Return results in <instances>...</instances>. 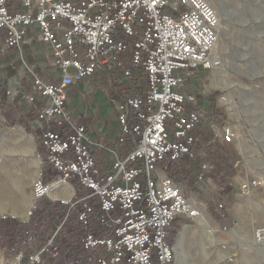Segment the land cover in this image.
Returning <instances> with one entry per match:
<instances>
[{"label": "built area", "instance_id": "obj_1", "mask_svg": "<svg viewBox=\"0 0 264 264\" xmlns=\"http://www.w3.org/2000/svg\"><path fill=\"white\" fill-rule=\"evenodd\" d=\"M7 3L0 0V54L35 39L45 45L55 69V80L44 81L27 67L38 99L23 98L36 109L33 127L44 149L36 156L54 178L47 181L39 171L32 202L20 219L27 221L42 197L73 205L83 189L77 198L82 226L88 225L93 196L100 210L112 214L107 225L113 229L110 236L84 234V248L101 247L105 253L88 257L87 263L175 264L172 222L178 215L195 220L201 210L160 162L204 154L194 148V131L207 120L205 104L185 85L188 76L221 65L212 55L220 30L216 10L209 0H21L16 10ZM95 76L117 123L109 140H97L68 106L70 87L96 82ZM135 82L142 85L140 93L118 91ZM208 126L215 132L213 142H232L231 126ZM97 151L110 157L99 158ZM210 168L203 163L197 179ZM262 185L251 178L239 189L246 195ZM252 239L264 245V225L253 229ZM42 250L30 253L27 262L19 252L7 264H47Z\"/></svg>", "mask_w": 264, "mask_h": 264}, {"label": "rangeland", "instance_id": "obj_2", "mask_svg": "<svg viewBox=\"0 0 264 264\" xmlns=\"http://www.w3.org/2000/svg\"><path fill=\"white\" fill-rule=\"evenodd\" d=\"M209 1L220 19L219 42L213 55L220 59V67L224 71L215 74L223 76L224 82L220 85H212L213 72L202 71L188 76L185 87L196 94L215 97L217 106L224 111V118L219 126L214 125L216 129L224 124L233 128L235 136L231 146L238 157L232 159L235 172L230 177L232 186L227 190L228 192L222 190L210 178L212 177L210 172H206L204 179H197L199 185H196L197 181L190 186L183 185L185 195L202 209V213L210 221V226L204 229L199 225L191 226L198 234V241L187 242L191 251L189 253L185 251L186 264H208L205 253L211 252V249L230 255L229 260L225 262L221 260L219 264H264V248L258 253L244 250L237 236V232H240L252 239V230L264 225V213H262L264 212V0ZM231 16H236L239 23L235 33L232 31ZM0 35L3 36V32ZM27 67H32L33 72L44 81L55 80L53 78L55 69L51 65L48 50L44 44L35 39L29 44H24L21 49H8L0 54V85L4 87L7 98L20 107V113H26L31 108L23 98L24 95L29 94L38 99ZM185 72L183 70V73ZM94 81L96 82L90 81L93 86L91 92L98 89L96 86L99 83L98 76H95ZM82 83L85 84L87 81ZM7 90L12 95L8 94ZM228 92L234 95L237 103L238 125L233 124L228 117L223 100ZM74 96L75 92L69 91L68 103L72 108ZM198 101L200 104L203 102L199 99ZM204 104L207 111L208 102ZM206 117L203 126L212 124L209 117ZM33 126V120L25 126L17 124L8 126L5 118L0 115V207H9L14 200L20 203L29 194L31 182L35 179L32 174L34 168L30 164L35 156L29 151L27 143L31 140L32 134L38 141L40 139V133ZM213 143L217 147L224 144L219 140ZM42 173L48 181L54 178L46 163L42 164ZM251 178L263 179L260 180L262 186L252 188L248 192L251 199L261 201V204L258 203L253 207L259 212L257 213L259 216H256V212L248 203H244L249 199L239 189L242 181ZM19 181L21 184L17 187L15 183ZM233 202H242L248 216L253 213V216L262 221L260 225L250 230L248 226H240L238 220L234 222L231 212L229 213V207ZM218 204H223V207L218 208ZM219 214H225V217L219 220L217 218ZM13 260L14 258L10 261L4 258L0 250V264H7L8 261ZM23 261L27 262V258L23 257Z\"/></svg>", "mask_w": 264, "mask_h": 264}, {"label": "trees", "instance_id": "obj_3", "mask_svg": "<svg viewBox=\"0 0 264 264\" xmlns=\"http://www.w3.org/2000/svg\"><path fill=\"white\" fill-rule=\"evenodd\" d=\"M138 80L143 82L142 76ZM141 86L138 82L124 83L118 87V91L137 94L141 92ZM188 90L191 91L190 88ZM191 92L203 103L208 102L206 114L213 124L219 126L224 118V111L217 106L215 97ZM0 115L5 118L8 126L15 124L25 126L35 119L36 109L31 107L28 112L20 113V107L7 98L4 87L0 85ZM194 134L197 138L194 148L203 150V155L195 158L183 157L175 161L164 160L160 162V166L175 181L190 186L197 181L201 165L209 163L211 168L206 172H210L212 174L210 178L222 190L228 192L232 186L230 177L235 172L232 159L238 157L231 143L215 146L214 130L208 126L198 127ZM42 175L45 178L43 173ZM83 192H85L83 189L77 192L73 205L52 201L46 196L40 198L27 221L17 217H0V250L4 258L10 261L19 252L23 257H27L30 253L43 249L41 254L47 264H94L87 263L88 257L105 253L101 247L84 248L82 237L86 232L96 237L110 236L113 229L107 223L112 214L100 210L97 199L92 196L88 201L91 207L87 215L88 225L84 228L78 219L81 204L77 202V198ZM224 217L225 214H219L217 218L222 220Z\"/></svg>", "mask_w": 264, "mask_h": 264}, {"label": "crops", "instance_id": "obj_4", "mask_svg": "<svg viewBox=\"0 0 264 264\" xmlns=\"http://www.w3.org/2000/svg\"><path fill=\"white\" fill-rule=\"evenodd\" d=\"M7 4L10 10H16L20 8L21 0H8ZM13 49L15 48H10V50ZM50 62H51V55H50ZM92 87H93L92 83L88 81L85 84L80 83L79 85L70 87L69 91L75 92V96L73 97V108L71 107L70 111L76 114L79 122L86 124L89 127V129L94 132L95 138L97 140H109L113 138L115 131L117 130V123L114 119V111L112 106L108 103V101L105 98L104 90L99 88L91 92L93 90ZM30 138L31 140H29L27 143L29 151L34 156H36L37 154L43 155L44 149L40 143V139L38 141L33 134L32 136H30ZM96 155L99 158H102L103 156L110 157L108 156L109 154L106 153V151H101V152L97 151ZM39 168L40 170L42 169L41 163L39 165ZM196 185H199L198 181ZM66 190L67 191L62 190L64 192L63 194L69 195V190L67 187ZM31 202H32V182L28 196H25V198H23L22 202L20 203L17 200H14V202L12 201L11 206L9 207L7 206L4 208L0 207V215L5 214L7 216H15V217L23 218L24 216L23 212L25 213L26 209L30 206ZM191 202L196 206V203L193 200H191ZM244 203L249 204V200L246 199ZM196 207H198L202 212V209L199 206ZM244 210H245V206L243 205L242 202H238V203L233 202L231 204V207H229V213L231 212V215L234 218L233 219L234 222L238 220L240 226H248V229L250 230L257 225H260L262 221H260L259 218L257 217L255 218L253 216V213H250V215L248 216V214ZM13 212H17V214H14ZM199 218L200 217H198L195 220H192L184 215H178L174 218L169 230V239L174 247L175 258H176L175 248L178 244H181L180 246L183 247V249L187 253H189L191 249H189L190 246L187 245V242L192 241V243H194L198 241L197 240L198 234L194 230H192L191 226L199 225V227L203 229L200 226Z\"/></svg>", "mask_w": 264, "mask_h": 264}, {"label": "bare ground", "instance_id": "obj_5", "mask_svg": "<svg viewBox=\"0 0 264 264\" xmlns=\"http://www.w3.org/2000/svg\"><path fill=\"white\" fill-rule=\"evenodd\" d=\"M218 42H219V35H218L217 41H216V43L214 45V48L212 49V55L214 54L213 52H214L215 48L217 47V43ZM223 72L224 71H223V69L221 67L218 68V69H214L213 70V74L214 75H213V79H212V85H220V83L224 82L223 81L224 80L223 76L215 74V73L221 74ZM224 86L227 87L226 84H224ZM223 100H224L225 107H226V110L228 112V117H229L230 121H232L233 124L235 123L236 125H238L237 111H236L237 103L235 102L234 95H232L230 92H228V93H226V97ZM238 114H239V112H238ZM19 162H21V161H19ZM23 164H25V163H23ZM30 165H32L33 168H34V170L32 171V174L34 175L35 178L38 177L39 170H40V168H39V165H40L39 158L37 156H35L34 159L32 160V163ZM260 180L262 181L263 179L260 178ZM15 184H17L16 186L18 187L21 183L19 181L18 183L16 182ZM60 188L62 190H64V191H67L66 187H64V186H62ZM53 189L54 190L51 192V196L54 195L55 187H53ZM246 195H247V197L249 199V205H250L251 209H253L254 212H256V209H254L253 207H254V205H256L258 203L261 204L260 201H257L256 199L255 200L251 199L249 197L250 196L249 193H247ZM13 213L17 214V212H13ZM257 213H259V212H256V216H259ZM262 213H264V212H262ZM25 214H26V211H25V213L23 212V215H25ZM256 216H254V217L256 218ZM199 220H200V226L203 229L205 227L210 226V221L208 219H206V217L204 216V214L202 212H201ZM237 236L239 237L240 244L242 246V249H244V250H251L253 252H257L258 253L260 250H262V248H264V245H255L252 242V239L248 238L243 233L237 232ZM180 245L181 244H178L176 246V248H175V250H176V264H186V259H187L186 258V252L183 249V247H181ZM243 255L246 256L245 253H243ZM205 257H206V259H208V261H207L208 264H219L218 262L221 261V260L224 261V262L226 260H229L230 255L226 254V253H224V252H222L220 250L215 251L214 249H211V252H206L205 253ZM230 264H234V263H230Z\"/></svg>", "mask_w": 264, "mask_h": 264}, {"label": "water", "instance_id": "obj_6", "mask_svg": "<svg viewBox=\"0 0 264 264\" xmlns=\"http://www.w3.org/2000/svg\"><path fill=\"white\" fill-rule=\"evenodd\" d=\"M230 20H231V25H232V31L235 33L239 26L238 19L236 16H231Z\"/></svg>", "mask_w": 264, "mask_h": 264}]
</instances>
